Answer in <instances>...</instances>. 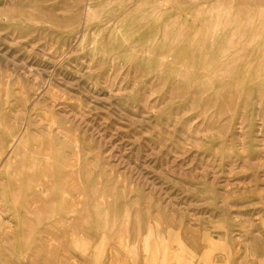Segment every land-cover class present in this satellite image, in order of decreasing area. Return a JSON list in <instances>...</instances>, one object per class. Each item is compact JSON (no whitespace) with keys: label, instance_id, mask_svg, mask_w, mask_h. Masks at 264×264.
<instances>
[{"label":"rangeland","instance_id":"1","mask_svg":"<svg viewBox=\"0 0 264 264\" xmlns=\"http://www.w3.org/2000/svg\"><path fill=\"white\" fill-rule=\"evenodd\" d=\"M0 264H264V0H0Z\"/></svg>","mask_w":264,"mask_h":264}]
</instances>
